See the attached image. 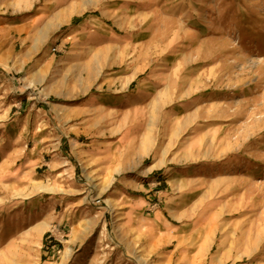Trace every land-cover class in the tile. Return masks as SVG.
Listing matches in <instances>:
<instances>
[{
  "label": "rangeland",
  "instance_id": "rangeland-1",
  "mask_svg": "<svg viewBox=\"0 0 264 264\" xmlns=\"http://www.w3.org/2000/svg\"><path fill=\"white\" fill-rule=\"evenodd\" d=\"M58 1L0 0V264H264V0Z\"/></svg>",
  "mask_w": 264,
  "mask_h": 264
},
{
  "label": "crops",
  "instance_id": "crops-1",
  "mask_svg": "<svg viewBox=\"0 0 264 264\" xmlns=\"http://www.w3.org/2000/svg\"><path fill=\"white\" fill-rule=\"evenodd\" d=\"M66 0H59L58 1V4H60V5H63L64 4V2H65ZM60 5H58V7L60 6ZM47 7V6H46ZM45 7V8H46ZM61 7V6H60ZM65 7V6H64ZM74 5H70V6H68L67 8H65L64 10H60V11H56L55 10V8H54V10L53 9H51L52 7H50V8H46V11L45 12H41L40 13V16H46V22H48L53 16H57V18L58 19H61L60 18V16H61V14H64V12L65 13H67V16H69L68 14V10L71 8V10H74ZM57 8V7H56ZM50 9L52 10V11H50ZM85 9H82V12L84 11ZM81 11V10H80ZM36 20H38V19H36ZM37 22V21H36ZM82 24H78V23H75V25L73 26V27H80ZM9 29H12V26L11 27H8ZM1 30V29H0ZM1 59H2V56H1Z\"/></svg>",
  "mask_w": 264,
  "mask_h": 264
},
{
  "label": "bare ground",
  "instance_id": "bare-ground-1",
  "mask_svg": "<svg viewBox=\"0 0 264 264\" xmlns=\"http://www.w3.org/2000/svg\"><path fill=\"white\" fill-rule=\"evenodd\" d=\"M98 64V63H97Z\"/></svg>",
  "mask_w": 264,
  "mask_h": 264
},
{
  "label": "built area",
  "instance_id": "built-area-1",
  "mask_svg": "<svg viewBox=\"0 0 264 264\" xmlns=\"http://www.w3.org/2000/svg\"><path fill=\"white\" fill-rule=\"evenodd\" d=\"M55 50V49H54Z\"/></svg>",
  "mask_w": 264,
  "mask_h": 264
}]
</instances>
